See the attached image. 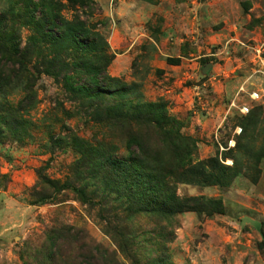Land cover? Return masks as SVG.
<instances>
[{"label":"rangeland","instance_id":"1","mask_svg":"<svg viewBox=\"0 0 264 264\" xmlns=\"http://www.w3.org/2000/svg\"><path fill=\"white\" fill-rule=\"evenodd\" d=\"M60 1L65 17L78 13L104 33L111 88H128L119 101L160 102L195 141L193 160L216 156L233 169L223 186L178 185L180 195L219 199L223 213L175 215L169 264H264V0H91V9ZM17 2L0 0V11ZM36 78V140L0 143V264H35L29 256L44 246L54 224L85 230L95 243L115 249L120 264L150 262L136 245L121 254L96 210L71 191L59 203H29L36 168L47 166L50 177L62 179L74 157L68 144L50 146L49 135L63 122L88 138L110 131L72 111L76 103L54 77ZM105 139L123 154L120 138ZM138 219L153 225V218Z\"/></svg>","mask_w":264,"mask_h":264},{"label":"trees","instance_id":"2","mask_svg":"<svg viewBox=\"0 0 264 264\" xmlns=\"http://www.w3.org/2000/svg\"><path fill=\"white\" fill-rule=\"evenodd\" d=\"M67 1L71 7L92 5L91 0ZM64 7L60 0H18L15 7L0 11V143L25 146L36 140L31 118L36 77H54L76 103L72 111H82L110 131L88 138L63 122L57 134L49 135L50 146L68 144L74 157L62 179L50 177L47 166L36 168L29 203H59L71 191L96 210L121 254L128 256L136 245L142 248L140 256L149 254L150 262L144 264H169L175 215L223 213L219 199L180 195L178 185L223 186L233 169L216 156L193 160L195 141L160 102L119 101L117 96L128 88H111L115 80L106 69L110 57L104 33L78 13L65 17ZM24 29L30 34L23 36ZM114 136L121 139V155L105 139ZM142 216L153 218V225L140 224ZM44 238V246L29 256L35 264H120L115 249L95 243L70 224L52 225Z\"/></svg>","mask_w":264,"mask_h":264},{"label":"built area","instance_id":"3","mask_svg":"<svg viewBox=\"0 0 264 264\" xmlns=\"http://www.w3.org/2000/svg\"><path fill=\"white\" fill-rule=\"evenodd\" d=\"M261 72H262V74H263V76H264V70H262ZM251 96H252L253 98L258 97V92H257V91H254V92L251 94ZM247 111H248V108H247V107H244L243 112H247Z\"/></svg>","mask_w":264,"mask_h":264},{"label":"water","instance_id":"4","mask_svg":"<svg viewBox=\"0 0 264 264\" xmlns=\"http://www.w3.org/2000/svg\"><path fill=\"white\" fill-rule=\"evenodd\" d=\"M210 66V63H208L204 68L203 70L206 71L208 69V67Z\"/></svg>","mask_w":264,"mask_h":264}]
</instances>
